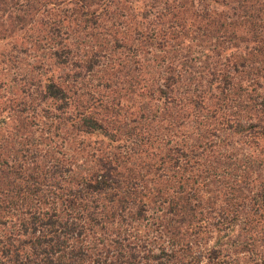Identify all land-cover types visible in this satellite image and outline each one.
<instances>
[{"label":"trees","instance_id":"1","mask_svg":"<svg viewBox=\"0 0 264 264\" xmlns=\"http://www.w3.org/2000/svg\"><path fill=\"white\" fill-rule=\"evenodd\" d=\"M21 1L0 264H264V0H53L39 42Z\"/></svg>","mask_w":264,"mask_h":264},{"label":"rangeland","instance_id":"2","mask_svg":"<svg viewBox=\"0 0 264 264\" xmlns=\"http://www.w3.org/2000/svg\"><path fill=\"white\" fill-rule=\"evenodd\" d=\"M30 1V10L32 12V15L28 16L27 20H26V27H25V31L26 29H30V31L26 32L25 35H28L27 37V42H30V40L32 42H39V40L41 39V35H45L47 32V29H49V27L52 25V17H54L55 14H59V11L56 9V6L54 5V1L53 0H37L35 2H33L32 0ZM24 4V5H23ZM28 2H26V4L21 1L18 0L17 2V7L20 8H26L27 7ZM20 24L21 23H16L14 24V34L18 35L22 33V30L20 29ZM16 25V27H15ZM24 31V32H25ZM23 32V33H24ZM8 45L12 46V43H8ZM17 49L20 46V42H17ZM0 47H4L3 45H1ZM16 52V51H14ZM22 74L23 73H16L14 72V70L11 71L9 79L13 80H20L22 78Z\"/></svg>","mask_w":264,"mask_h":264}]
</instances>
